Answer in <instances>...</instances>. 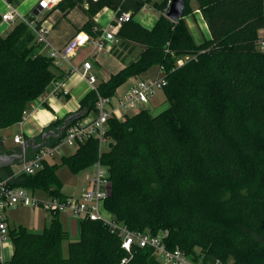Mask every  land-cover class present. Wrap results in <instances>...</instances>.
Masks as SVG:
<instances>
[{"label": "trees", "instance_id": "trees-1", "mask_svg": "<svg viewBox=\"0 0 264 264\" xmlns=\"http://www.w3.org/2000/svg\"><path fill=\"white\" fill-rule=\"evenodd\" d=\"M8 2L16 6L20 0ZM169 2L61 0L54 8L66 17L83 6L88 20L80 31L93 37L101 33L96 17L104 8L118 16L131 13L111 49L124 68L81 100L79 110H88L83 119L96 117L99 95L111 99L129 79L155 67H164L169 104L157 115L142 109L125 119L110 118L107 151L100 153L99 141L91 138L62 164L79 173L100 160L110 179L105 211L134 232L168 231L165 244L171 251L180 249L194 260L201 258L200 251L203 264H264V49L259 37L264 0H196L210 32L201 43L184 19L189 0L178 22L165 16ZM146 6L162 11L151 29L135 19ZM41 48L25 22L0 33L2 129L19 124L57 78L54 60ZM186 56L191 60L177 66ZM69 115L47 130L62 126ZM59 167L45 162L42 170L19 176L13 185L64 199ZM3 173L0 178L12 175V168ZM10 238L11 264H164L151 247L134 245L127 251L120 234L99 220L80 221V238L71 242L58 213H52L43 232L20 226L10 230Z\"/></svg>", "mask_w": 264, "mask_h": 264}, {"label": "built area", "instance_id": "built-area-1", "mask_svg": "<svg viewBox=\"0 0 264 264\" xmlns=\"http://www.w3.org/2000/svg\"><path fill=\"white\" fill-rule=\"evenodd\" d=\"M8 1V0H7ZM61 0H38L35 11L31 16H22L17 8L9 3V9L2 14L0 26L4 23H14L17 19L25 22L36 36V43L42 47H48L47 55L52 58L55 65H62L69 62L77 52L83 48L90 47V57L97 56L103 51H111L114 44L118 43V31L122 24L128 22L131 13H123L120 16L115 14L113 21L101 33L93 37L86 31L77 32L62 48H56L48 40L50 28L43 23L40 15L54 9ZM147 7V6H146ZM96 31V30H95ZM264 49V41L261 43ZM191 56L180 58L177 66L185 65ZM93 63L89 59L82 62L81 66H72V74H79L80 77L87 81L91 90L97 91V77L93 73ZM160 69L164 70V67ZM167 80L164 76L150 77L138 81L116 105H112L110 98H104L99 95L97 101V115L91 120H80L71 124L65 131L64 137L60 142L53 145H46L36 150L32 155L20 164L19 169L4 178H0V264H11L2 251L4 245L11 241L10 229L7 222V211L16 208L19 205L28 208L42 207L51 213L69 211L74 218L79 221L92 220L102 221L107 224L113 231L118 232L123 239V247L131 251L134 245L140 248L151 247L157 255L161 257L164 264H203L204 255L199 260H194L180 249L171 251L166 247L165 239L168 231H161L157 235L151 233H141L131 231L127 226L117 222L104 209V201L109 195L110 179L109 171L106 166L98 160L94 164L95 175L89 179L87 187L79 197L68 196L64 199L52 196L39 197L30 190L14 186L13 182L21 175H35L44 168L45 162H50L56 156L62 153V146L78 149L80 145L91 138H95L100 144V153L104 152L105 146H109L108 120L112 117L125 119L128 112L132 110L141 111L150 100L155 97L157 90L164 89ZM54 96H68L69 91L65 88L64 83L56 82L52 91ZM31 110L24 112L23 120L18 124L23 126L31 115ZM25 133L14 137L15 144L25 142ZM215 264H223L217 261Z\"/></svg>", "mask_w": 264, "mask_h": 264}, {"label": "crops", "instance_id": "crops-1", "mask_svg": "<svg viewBox=\"0 0 264 264\" xmlns=\"http://www.w3.org/2000/svg\"><path fill=\"white\" fill-rule=\"evenodd\" d=\"M38 0H24L22 2H19L18 5L15 7L17 8L18 12L22 16H31L32 13L35 11V8L37 6ZM197 3V2H196ZM9 9V2L7 0H0V14L2 15ZM150 9L152 10L153 8L151 6H147L143 8V10ZM55 9L45 11L40 15V19L43 20V23L50 28V32L48 35V40L51 43L52 46L56 48H62L77 32H80L81 28L83 25L87 22L88 17L85 14V20L82 23H75L72 21V16L71 12L64 17L63 19L66 21L65 23L68 25V29L65 35L61 36L60 32V27L64 24L62 23V20H52L51 14ZM197 10H198V5H197ZM105 11L107 12H112V15L110 16L109 23L103 24L100 22L99 16L101 12L97 15L96 21L99 25V28L104 29L106 28L111 21L114 19L116 12L113 11L112 9L106 7ZM199 13L200 10H198ZM63 13V12H62ZM155 15L158 17V15L155 13ZM202 15V13H201ZM150 16V17H149ZM137 21H139L143 26L151 29L155 24L158 18L154 19L153 15H147L146 17H142L141 20L138 19V16L135 17ZM202 19L204 20L203 16ZM20 20H16L14 23H4L0 26V33L3 35L8 34L13 27L19 22ZM151 21L150 25H147V22ZM205 21V20H204ZM206 24V22H205ZM152 26V27H150ZM207 26V24H206ZM208 28V27H207ZM191 30V29H190ZM209 31V30H208ZM193 34V33H192ZM259 37L261 38L262 41H264V28L259 30ZM207 38H210V32L207 35ZM201 43V42H200ZM43 49L41 50L43 53H48L49 48L48 47H42ZM84 51L81 49L77 52L76 56H74L69 62H64L62 65H55L54 67V72L57 76L56 80L50 85L48 88L47 92L41 96L37 102L33 105L31 108V115L26 121V123L23 126H20L21 133L24 131L25 133V141L34 139L36 140L37 143L41 141L42 134L50 127L52 123L57 121L58 119H61L69 114H72L74 112H77L80 108V103L81 100L91 91V87L88 84L87 81L83 80L79 74H72L71 67L72 66H81L82 62L86 59H89L92 61L94 69L93 73L97 77V85L100 84L101 82H106L108 81L112 75L116 74L119 72L121 69L124 68L123 62L115 57L111 51H103L99 53L97 56H91L90 57V52L87 54L83 53ZM86 55V56H83ZM159 68L155 67L149 72L133 77L129 79L125 84L120 86L117 90L116 96L111 98V103L112 105H115L118 103V101L133 87L135 86L138 81L150 77H156L158 75ZM56 82H62L64 83L65 88L69 91L68 96H54L52 95V91L55 87ZM167 103V102H166ZM169 107V104L164 110H166ZM150 106H146L143 109H148L152 110ZM163 107H159L158 109L155 110V112H160ZM134 111V110H132ZM139 111H136L134 113L128 112L127 115H134L138 113ZM152 113V111H151ZM153 115H157L155 113H152ZM93 117V114H90L88 117H86L84 120H91ZM50 140V139H49ZM48 140V141H49ZM20 144H15L14 146H7L5 141L1 142L0 145V153H4L5 151L8 150H13V152H16ZM12 152V153H13ZM35 151L33 149L29 150V154L32 155ZM28 154V155H29ZM53 162V161H50ZM20 165V164H19ZM12 171L15 172L18 169H14L13 166L11 167ZM5 175L3 173V170L0 171V175ZM7 177V176H6ZM89 183L88 182L84 185L82 190L80 192H77L76 189L72 188H65L63 187L62 193L65 197L68 196H75L79 197L84 189L87 187ZM19 207H22V205L17 206L16 208L10 209L7 211V222L9 229H15L20 226H25L26 225L22 224L21 221H16L14 218V213L13 211L17 210ZM24 207V206H23ZM67 212V211H66ZM69 212V211H68ZM67 212V213H68ZM61 213H58V218L61 221V224L63 228L70 234V240L77 241L76 239H73L72 236L79 235L80 236V221L78 223L72 219L71 217L66 218L64 215H60ZM52 218V216L50 217ZM51 220V219H50ZM47 228V227H46ZM73 234V235H72ZM80 238V237H79ZM79 240V239H78ZM14 253V246L12 241L6 243L4 245V249L2 251V254L7 260H11L12 256Z\"/></svg>", "mask_w": 264, "mask_h": 264}, {"label": "rangeland", "instance_id": "rangeland-1", "mask_svg": "<svg viewBox=\"0 0 264 264\" xmlns=\"http://www.w3.org/2000/svg\"><path fill=\"white\" fill-rule=\"evenodd\" d=\"M22 1L24 0H20V2ZM169 5H170V2H169ZM168 7L167 9L165 8L166 11L168 10ZM105 9L106 8L102 10L99 16L100 22L103 24L109 23L110 16L112 15L111 11L107 12L105 11ZM187 12L188 14L185 16L184 19L186 20L189 28L191 29V32L193 33L194 38L196 39L198 43H200L204 39L207 38L209 31L205 24V21L202 19L201 13H199V11L197 10L196 0H189V10ZM155 13L158 15V17L155 15ZM149 14L153 15L155 19V18H159V16L162 14V11H157L154 8L152 10L147 9V10H142L137 16H138V19L141 20L142 17H146ZM71 16H72V21H74L75 23H82L85 20L84 7L77 6L76 8H74L71 12ZM50 19L62 20L63 19L62 11L54 10L51 14ZM65 22H66L65 20L62 21V23L64 24L60 27V32L62 33L61 36L65 35L68 29V25ZM150 23L151 21L147 22V25H150ZM42 49L43 48H41V50ZM82 50L84 51L83 52L84 54L86 53L88 54L91 51V48L87 47V48H83ZM84 54L83 56H86ZM164 75H165V70L159 69L157 76L161 77ZM150 105L152 107L151 108L152 113H155V114L162 112L163 109L167 107L168 103H166V95H165L164 89L157 90L155 97H153L150 100V103L145 105L144 107L150 106ZM159 107H163V108L159 110L160 112H155V110L158 109ZM134 112L135 110L130 111V113H134ZM20 134H21V129L18 124L13 125L9 128H4V129L0 128V145H1V142L5 141L7 146H14L15 145L14 137ZM103 149L107 151L109 149V146H105ZM76 150H77L76 148L62 146V153L56 156L51 161L60 165L59 170H58V176L61 179L64 187L76 189L77 192H80L82 188L84 187V185L88 182V180L95 175L96 170L94 167H90L88 169L80 171L79 173H74L72 172V170L70 169L68 165L62 164L63 157L74 154ZM19 166H20L19 164H15L13 168L18 169ZM38 196L44 197L42 195H38ZM67 212L61 211L59 213H61L60 215H64L68 219L69 217H71L78 223L79 220L74 218L70 212L68 213ZM13 213H14V218L16 219V221H21L20 222L21 225L22 224L26 225L27 228L33 232H38V233L43 232L46 227H50L51 225L50 217L52 216V213L44 210L42 207L28 208V207L22 206V207H19L17 210L13 211ZM79 237H80L79 235L72 236V238L76 240H78ZM72 241H75V240H72ZM64 254L65 255L68 254V242L64 244ZM158 258L162 260L160 256H158Z\"/></svg>", "mask_w": 264, "mask_h": 264}, {"label": "water", "instance_id": "water-1", "mask_svg": "<svg viewBox=\"0 0 264 264\" xmlns=\"http://www.w3.org/2000/svg\"><path fill=\"white\" fill-rule=\"evenodd\" d=\"M187 0H170V5L165 13V16L173 22H178L184 18ZM88 110H78L70 114L64 121L63 125L57 129H51L42 134L41 141L39 143L34 139L27 140L19 145L16 152L13 153H0V171L4 168L12 167L15 164H21L29 154V150L34 151L46 146L48 140L51 138L60 139L67 128L74 122L83 119L86 116Z\"/></svg>", "mask_w": 264, "mask_h": 264}]
</instances>
